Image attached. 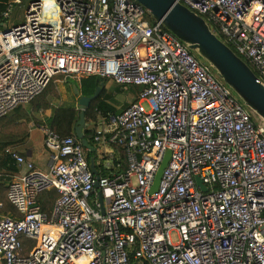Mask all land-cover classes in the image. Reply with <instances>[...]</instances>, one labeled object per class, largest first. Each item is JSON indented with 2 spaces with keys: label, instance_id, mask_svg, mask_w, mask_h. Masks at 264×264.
<instances>
[{
  "label": "built area",
  "instance_id": "2783aa9c",
  "mask_svg": "<svg viewBox=\"0 0 264 264\" xmlns=\"http://www.w3.org/2000/svg\"><path fill=\"white\" fill-rule=\"evenodd\" d=\"M19 1L0 14V117L59 74L134 86L137 99L98 122L94 140L120 147L127 163L102 162L98 189L74 136L43 128L47 170L10 152L22 171L7 198L21 218L0 216V264H264V124L231 88L135 0H51L47 16L44 0H31L23 22L3 30ZM176 1L264 86V0ZM51 188L48 215L36 199ZM20 235L33 241L27 255Z\"/></svg>",
  "mask_w": 264,
  "mask_h": 264
},
{
  "label": "trees",
  "instance_id": "16d2710c",
  "mask_svg": "<svg viewBox=\"0 0 264 264\" xmlns=\"http://www.w3.org/2000/svg\"><path fill=\"white\" fill-rule=\"evenodd\" d=\"M9 2L10 0H0V14ZM20 2L14 4H19ZM149 18L153 20L150 16ZM4 21L6 22L7 18ZM54 77L45 89L28 103L20 105L10 113L0 117V216H9L13 219L21 218V214L7 198L8 184L19 169L11 153L6 149L10 146L24 143L29 136L31 124L47 128L57 133L60 137L74 136L80 142L75 136V128L79 120L80 110L76 108L74 101L69 99L68 101L66 99V101L58 102L56 105L53 104L54 99L59 100L62 96L56 86ZM106 81L107 78H102L97 75H83L79 80L67 78V82L77 85L81 94L86 96L91 95L96 87L102 85L101 93L96 99L90 102L84 114L85 125L82 132L86 143L84 145L82 144V146L87 150L85 158L88 163L93 149L97 146L94 137L98 132V121L103 118L109 121L111 116H115L130 102L137 99V89L134 86H130L129 90L134 93V97L130 101L124 102L117 107L114 104L116 103L114 98L105 91L104 84ZM113 83L115 82L113 81ZM46 110H50L48 117L44 116L40 118L37 116V114L40 112L43 113ZM114 147L120 154L117 163H120L121 169H124L127 166L125 155L120 147ZM112 165L114 166V164ZM100 167L101 165H97L98 174L101 175L104 171ZM57 197V191L51 188L39 193L36 202L41 211L49 215ZM19 241L22 245L21 255H27L33 246V241L23 235L19 236Z\"/></svg>",
  "mask_w": 264,
  "mask_h": 264
},
{
  "label": "water",
  "instance_id": "95a60500",
  "mask_svg": "<svg viewBox=\"0 0 264 264\" xmlns=\"http://www.w3.org/2000/svg\"><path fill=\"white\" fill-rule=\"evenodd\" d=\"M135 1L147 10L152 19L160 20L167 30L207 63L216 75L231 88L254 118L264 124V86L262 82L248 63L211 31L207 22L200 15L176 0ZM1 26L3 30H6L5 23ZM73 89L77 96L76 104L80 109L75 136L84 145L86 143L82 132L85 125L84 114L90 102L101 93L102 85L96 87L89 96L82 95L75 84ZM169 158L170 151L166 150L149 188L150 194L157 191L162 170L166 167ZM89 168L96 175L94 187L98 189V171L93 158L89 160ZM195 180L199 188L205 191L206 187L199 177H195ZM98 201L100 211L104 213L100 191H98Z\"/></svg>",
  "mask_w": 264,
  "mask_h": 264
},
{
  "label": "crops",
  "instance_id": "0c3cea01",
  "mask_svg": "<svg viewBox=\"0 0 264 264\" xmlns=\"http://www.w3.org/2000/svg\"><path fill=\"white\" fill-rule=\"evenodd\" d=\"M55 83H56V86H57L58 90L60 91V94L62 95V97L63 98L66 97L69 100H73L76 108L79 109L78 105L76 104L77 96L75 95V92L73 89V84L71 82H67V80H64V78L61 80L55 79ZM68 87L70 88V91L67 90ZM78 90H79V87H78ZM56 101L58 103V100H56V99L53 100L54 105L57 104ZM40 114H41L42 118L44 116L48 117L50 115V110H46L43 113L40 112ZM99 128L100 127L98 125V130H99ZM32 137L35 138L37 141L38 140L41 141V144H42L41 149H39V148L36 149L32 145V143H31ZM43 137H44L43 127L31 124L30 130H29V136H28L27 140L22 144L10 146L6 150L8 152H16L20 155H22V153H24L25 156L24 155H22V156H24L25 158L32 161V163L35 166L39 167L42 170H47L48 166L50 164V155L51 154H50V151L44 147ZM86 153H87V150L85 149V155H86ZM119 156H120V154L114 146L103 143V142H97V146L95 149H93V153L90 155V159L91 158L94 159L95 167L98 171L97 165H101L102 162H104V161L110 162L112 167L119 165V167L121 168L120 163H117L119 161ZM112 164H114V166ZM43 167L44 168L47 167V169H44ZM18 169L19 170L15 175L19 174L22 171L21 167H18Z\"/></svg>",
  "mask_w": 264,
  "mask_h": 264
},
{
  "label": "rangeland",
  "instance_id": "374dc122",
  "mask_svg": "<svg viewBox=\"0 0 264 264\" xmlns=\"http://www.w3.org/2000/svg\"><path fill=\"white\" fill-rule=\"evenodd\" d=\"M12 1L14 2V0H10V2H12ZM20 1L21 2L19 4L13 3V6L10 10L9 17L7 18V21L5 22L6 25L13 26V25H16V24L23 22L26 7L31 0H20ZM147 20L149 22L151 21L150 18H147ZM63 78H64V80H67V77L65 78L62 75H57L54 77V79H60V80ZM104 88H105L106 93H108L109 95H111V97L114 98V100L116 101V103H114V104L117 107L120 106L124 102L130 101L134 97V93L129 90V87L128 88H122L120 85L113 83V80H111V79H107V81L104 84ZM67 90L70 91V88L68 87ZM66 99H67L66 97L63 98L61 96V98H59L58 102L66 101ZM67 101H68V99H67ZM56 103H57V101H56ZM143 105L145 106L146 109L148 108V105L146 103H143ZM37 116L42 118L40 113L37 114ZM31 143L36 149L42 148V144H41L40 140L37 141L35 138L32 137ZM44 169H47V167H45Z\"/></svg>",
  "mask_w": 264,
  "mask_h": 264
},
{
  "label": "bare ground",
  "instance_id": "6f19581e",
  "mask_svg": "<svg viewBox=\"0 0 264 264\" xmlns=\"http://www.w3.org/2000/svg\"><path fill=\"white\" fill-rule=\"evenodd\" d=\"M44 14L45 16H47V10L50 7V5L52 4L51 0H44Z\"/></svg>",
  "mask_w": 264,
  "mask_h": 264
},
{
  "label": "flooded vegetation",
  "instance_id": "af4514ba",
  "mask_svg": "<svg viewBox=\"0 0 264 264\" xmlns=\"http://www.w3.org/2000/svg\"><path fill=\"white\" fill-rule=\"evenodd\" d=\"M89 96V95H88Z\"/></svg>",
  "mask_w": 264,
  "mask_h": 264
}]
</instances>
